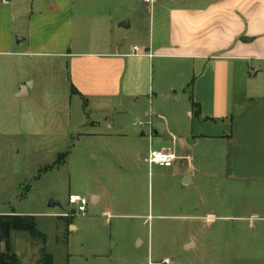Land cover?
Returning <instances> with one entry per match:
<instances>
[{"label":"crops","instance_id":"1","mask_svg":"<svg viewBox=\"0 0 264 264\" xmlns=\"http://www.w3.org/2000/svg\"><path fill=\"white\" fill-rule=\"evenodd\" d=\"M260 76L264 0L0 2V216L33 214L25 210L14 163L6 160L1 141L17 136L36 144L45 135L55 137V146L58 136L63 143L74 131L71 116L77 98L101 117L91 127L97 119L106 121V129L96 132L113 141L111 159L102 163L104 185L117 211L112 215L117 228L128 239H134V214H129L134 212V156L146 163L153 147L169 140L173 146L161 149L171 148L178 157L172 168H164L171 169L169 176L182 186L209 184L211 204L222 208L221 215L186 218L211 228L232 223L256 229V220L264 223L260 213L250 212L256 200L264 214ZM155 105L171 113L159 117L164 124L157 123L150 137L142 132L135 138L131 120L149 117V106ZM195 120L201 126L196 133ZM179 130L188 133L177 137ZM197 147L204 153L195 154ZM89 195L98 208L101 193ZM188 198L185 205L191 207ZM17 200L18 206H10ZM58 218L67 229H76L73 215ZM17 232L11 234V247L21 259L13 250L14 240L29 237L30 242V236ZM41 263L39 258L31 262Z\"/></svg>","mask_w":264,"mask_h":264},{"label":"rangeland","instance_id":"2","mask_svg":"<svg viewBox=\"0 0 264 264\" xmlns=\"http://www.w3.org/2000/svg\"><path fill=\"white\" fill-rule=\"evenodd\" d=\"M148 110L149 117L131 120V132L134 130L135 138H141L142 132L145 138L150 137L151 130L157 129V123L164 124L159 117L166 118L171 113V110L157 108V105L149 106ZM96 117L101 118L91 112L87 102L76 98L71 116L74 131L63 143L58 136L60 139L55 146V137L45 135L36 144L31 139L17 136L9 142L8 139L1 141L7 153L6 160L14 163V181L20 183L25 210L33 213L29 216L35 217L37 229L46 236L45 246L31 237L30 242L27 240L29 237H16L13 250L19 253L23 264H31L34 258L41 260L44 247L53 256L55 264H264L263 222L256 220L257 228L253 230H248L245 225L239 228L232 223L224 228L221 224L212 228L194 224L186 217L222 214V208L211 204L210 185L196 182L192 186H182L169 176L171 169L156 167L150 171L147 163L141 164L135 156L134 212L129 213L134 214V239L123 235L117 228V219L112 216L117 211L113 207L110 191L104 185L102 163L111 159L113 141L97 134L106 129L105 119H97L96 127H91L90 123ZM112 119L109 118L108 122L113 126ZM186 120L191 123L188 115ZM192 126L194 133L201 129L196 120ZM187 133L179 130L175 135L185 137ZM164 146L173 145L169 140V143L155 146L153 150ZM175 150L178 153V149ZM194 153L201 155L204 151L197 147ZM61 154H67L62 165L59 163ZM55 165L59 166L47 170ZM205 168L209 173L210 167ZM91 192H99L103 196L98 208L91 204ZM70 195L88 199L86 215L73 214L74 208L69 205ZM187 197L191 207L185 205ZM51 200L61 206L49 208ZM18 202L10 206H18ZM250 207L252 214L260 213L264 217L259 202L252 200ZM66 212L69 216L73 215L75 230L67 229L58 218ZM14 234L18 232L14 231Z\"/></svg>","mask_w":264,"mask_h":264},{"label":"trees","instance_id":"3","mask_svg":"<svg viewBox=\"0 0 264 264\" xmlns=\"http://www.w3.org/2000/svg\"><path fill=\"white\" fill-rule=\"evenodd\" d=\"M66 157L67 154H61L59 163H64ZM51 168L50 166L47 170ZM14 231L27 232L32 240H39L45 246L46 236L37 229L35 217L0 216V264H20V259L12 252L11 247V234ZM41 254L42 264H55L53 256L46 252L45 247L42 248Z\"/></svg>","mask_w":264,"mask_h":264},{"label":"built area","instance_id":"4","mask_svg":"<svg viewBox=\"0 0 264 264\" xmlns=\"http://www.w3.org/2000/svg\"><path fill=\"white\" fill-rule=\"evenodd\" d=\"M11 0H0L3 4H9ZM145 4L153 5L157 0H143ZM136 52L139 51V48H135ZM144 126L143 124H137ZM178 159L176 153L171 148H163L160 150H151L148 156L145 158V162L150 166H159L162 168H172L175 161ZM69 205L73 207V214L79 213L81 215H86L87 207L89 201L87 198L79 195H70L69 196ZM69 216V215H68Z\"/></svg>","mask_w":264,"mask_h":264},{"label":"water","instance_id":"5","mask_svg":"<svg viewBox=\"0 0 264 264\" xmlns=\"http://www.w3.org/2000/svg\"><path fill=\"white\" fill-rule=\"evenodd\" d=\"M49 208H54L56 206H61V204L59 202H56L54 200H51L48 204Z\"/></svg>","mask_w":264,"mask_h":264}]
</instances>
